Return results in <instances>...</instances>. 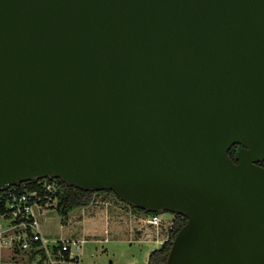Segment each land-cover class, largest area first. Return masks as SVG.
<instances>
[{
	"label": "water",
	"instance_id": "1",
	"mask_svg": "<svg viewBox=\"0 0 264 264\" xmlns=\"http://www.w3.org/2000/svg\"><path fill=\"white\" fill-rule=\"evenodd\" d=\"M262 161L264 0H0V190L110 191L186 218L166 264H264Z\"/></svg>",
	"mask_w": 264,
	"mask_h": 264
},
{
	"label": "built area",
	"instance_id": "2",
	"mask_svg": "<svg viewBox=\"0 0 264 264\" xmlns=\"http://www.w3.org/2000/svg\"><path fill=\"white\" fill-rule=\"evenodd\" d=\"M0 190V264H73L83 239H50L41 233L38 216L56 208L55 179L33 180ZM161 214L144 223L158 228ZM171 225V223H170Z\"/></svg>",
	"mask_w": 264,
	"mask_h": 264
},
{
	"label": "rangeland",
	"instance_id": "3",
	"mask_svg": "<svg viewBox=\"0 0 264 264\" xmlns=\"http://www.w3.org/2000/svg\"><path fill=\"white\" fill-rule=\"evenodd\" d=\"M83 207L69 211L66 222H61L56 208L40 214L41 233L50 239H85L78 261L73 264H145L148 254L159 247L157 243L118 238L104 220L95 227L84 224L80 215ZM163 219L172 221L173 215L160 213ZM163 221V222H162ZM161 223H164L162 220ZM99 226V227H98ZM162 227V224L158 228ZM154 228V227H152ZM107 230V233L104 232ZM159 232V231H158ZM123 233H119L122 237ZM104 238L107 240L105 241Z\"/></svg>",
	"mask_w": 264,
	"mask_h": 264
},
{
	"label": "crops",
	"instance_id": "4",
	"mask_svg": "<svg viewBox=\"0 0 264 264\" xmlns=\"http://www.w3.org/2000/svg\"><path fill=\"white\" fill-rule=\"evenodd\" d=\"M146 215L148 214L123 203L110 191H100L95 192L92 202L81 209L79 217L84 224L87 223V226L92 228L97 223L101 226L100 222L104 220L112 228L115 237L127 238L128 242L137 240L157 243L160 246L168 236L171 227L170 218L163 219L161 216V219L164 220V223H161L162 227L152 228L144 223ZM104 232L107 233V230ZM119 233H123L122 237L119 236ZM104 240L107 239L104 238Z\"/></svg>",
	"mask_w": 264,
	"mask_h": 264
},
{
	"label": "trees",
	"instance_id": "5",
	"mask_svg": "<svg viewBox=\"0 0 264 264\" xmlns=\"http://www.w3.org/2000/svg\"><path fill=\"white\" fill-rule=\"evenodd\" d=\"M238 145H233L229 151L228 156L234 161V153ZM235 162V161H234ZM264 168V161L257 163ZM49 179V178H48ZM57 182V202L56 210L60 215L61 222H66L69 211L78 207L88 206L94 197V192L83 191L78 188L68 186L60 179H55ZM28 184L33 185L34 181ZM112 193V192H111ZM145 214H160V213H147ZM171 227L168 231V236L162 244L152 250L147 257L146 264H166L167 255L170 249L171 241L174 238L176 232L185 224L186 218L180 214H172Z\"/></svg>",
	"mask_w": 264,
	"mask_h": 264
}]
</instances>
